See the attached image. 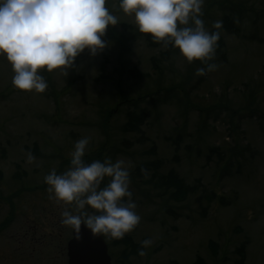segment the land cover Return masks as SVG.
<instances>
[{
    "label": "rangeland",
    "instance_id": "374dc122",
    "mask_svg": "<svg viewBox=\"0 0 264 264\" xmlns=\"http://www.w3.org/2000/svg\"><path fill=\"white\" fill-rule=\"evenodd\" d=\"M107 6L119 18L102 37L108 46L95 56L85 49L68 73L41 69L42 93L16 88L0 56L2 187L60 215L43 178L69 167L75 141L88 136L85 161L132 162L141 220L126 235L141 248L152 240L136 261L264 264V0H204L201 19L220 38L209 61L217 67L203 75L201 61L139 32L118 0ZM171 174L185 196L168 188Z\"/></svg>",
    "mask_w": 264,
    "mask_h": 264
},
{
    "label": "clouds",
    "instance_id": "9594fccd",
    "mask_svg": "<svg viewBox=\"0 0 264 264\" xmlns=\"http://www.w3.org/2000/svg\"><path fill=\"white\" fill-rule=\"evenodd\" d=\"M204 0H118L119 8L134 18L139 32L150 34L155 42L179 49L191 63L199 60L198 75L217 67L213 60L219 31H209L201 19ZM119 18L107 6V0H0V56L12 67L13 85L24 91L42 93L48 72L68 69L85 49L95 56L108 46L102 39L109 26ZM222 22L213 23L215 29ZM89 137L74 143L69 167L55 168L44 176L50 199L64 206L60 223L80 237L81 226L93 236L122 239L141 220L130 190L129 169L132 162L124 158L113 161H85ZM28 161L35 157L28 153ZM105 181H107L105 183ZM144 249L151 238L141 241Z\"/></svg>",
    "mask_w": 264,
    "mask_h": 264
},
{
    "label": "flooded vegetation",
    "instance_id": "af4514ba",
    "mask_svg": "<svg viewBox=\"0 0 264 264\" xmlns=\"http://www.w3.org/2000/svg\"><path fill=\"white\" fill-rule=\"evenodd\" d=\"M3 178L0 171V181ZM25 191L9 190L0 182V264H69L68 242L72 234L67 237L61 231L59 214L43 215L40 202H29L24 197ZM34 209L39 214H34ZM46 218H50L48 222L52 225L48 234ZM105 241L112 264H148L136 261L142 256L140 247H130L123 239L106 238Z\"/></svg>",
    "mask_w": 264,
    "mask_h": 264
},
{
    "label": "water",
    "instance_id": "95a60500",
    "mask_svg": "<svg viewBox=\"0 0 264 264\" xmlns=\"http://www.w3.org/2000/svg\"><path fill=\"white\" fill-rule=\"evenodd\" d=\"M68 247L69 264H111L102 236H93L83 225L79 239L73 236Z\"/></svg>",
    "mask_w": 264,
    "mask_h": 264
},
{
    "label": "trees",
    "instance_id": "16d2710c",
    "mask_svg": "<svg viewBox=\"0 0 264 264\" xmlns=\"http://www.w3.org/2000/svg\"><path fill=\"white\" fill-rule=\"evenodd\" d=\"M223 46V45H222ZM246 108H248V106L246 107ZM159 167V165L158 164H155V168H156V170H158L157 168ZM168 180V188H170V187H175L176 188V194H177V197L178 198H181V197H183V196H185V195H183L182 194V191L184 190V194H185V188L186 187H181V184H180V179H178L174 174H171V178H170V176H169V179H167ZM201 262V260L199 259L198 261H197V263H200Z\"/></svg>",
    "mask_w": 264,
    "mask_h": 264
}]
</instances>
